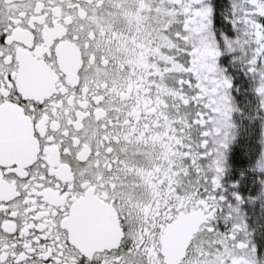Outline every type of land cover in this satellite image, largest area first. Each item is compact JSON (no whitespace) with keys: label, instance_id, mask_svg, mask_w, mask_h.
I'll use <instances>...</instances> for the list:
<instances>
[{"label":"snow or ice","instance_id":"1","mask_svg":"<svg viewBox=\"0 0 264 264\" xmlns=\"http://www.w3.org/2000/svg\"><path fill=\"white\" fill-rule=\"evenodd\" d=\"M244 2L230 34L220 0H0V264H264V179L241 194L223 130L254 94L264 174V0Z\"/></svg>","mask_w":264,"mask_h":264},{"label":"rangeland","instance_id":"2","mask_svg":"<svg viewBox=\"0 0 264 264\" xmlns=\"http://www.w3.org/2000/svg\"><path fill=\"white\" fill-rule=\"evenodd\" d=\"M220 2L222 4L221 23L227 29H229L231 34L232 25L229 24L228 19L232 13V15L236 17V21L239 22L241 19L239 13L245 11V2L244 0H220ZM231 3L233 5V8H231ZM239 30L241 32H244L245 28L240 27ZM233 43L238 44L239 41H235ZM241 47L243 46L241 45ZM230 50H232L231 44L229 45V48L226 49V51H230ZM235 79L237 83L240 80L247 81V77L244 75L243 69H235ZM238 99L240 100L239 106L245 110V115H242L240 112H238L242 116L240 121L241 132L239 133L238 138H239V143L241 144L243 143L242 148L247 163V171L249 173L248 179L252 188V195H253L256 188L258 187L256 181L260 179H264V174L258 173L254 166V160L261 151V144L258 141V134H259L258 122L253 121L251 117L252 114L256 111L259 101L258 98L255 97V95L252 94L251 92H249L246 97H239ZM252 212L254 214V221L257 226V229H259V231L264 237V231L260 230L262 225H264V213L261 212L260 205L257 204L256 208L254 210L252 209Z\"/></svg>","mask_w":264,"mask_h":264},{"label":"flooded vegetation","instance_id":"3","mask_svg":"<svg viewBox=\"0 0 264 264\" xmlns=\"http://www.w3.org/2000/svg\"><path fill=\"white\" fill-rule=\"evenodd\" d=\"M205 9L206 10L203 13V15H204V18H207L208 15H210V13H211V6L206 5ZM221 19H222V17H221ZM210 23H211V21H209V24ZM203 28L207 30L208 34H207V36H205L203 38V40L206 42V44H205L204 51L201 53V55L205 56V57L211 56L214 58L216 55L220 54L219 50L217 48L213 47V45L215 44V38L212 36L211 30H210V28H208L207 25H204ZM203 66H207V65H203ZM215 70H216V67L213 66V71H215ZM229 74L234 77V83H237L236 79H235V69H230ZM229 103H230V106H231L232 110L234 111V113L229 118L228 126L223 129L226 135H230L232 133V126L233 125L237 129H239V133L241 132L240 131V127H241L240 121H241L242 116L240 115V113H238L236 106H235V102L230 101ZM242 144L239 143V138L237 137L236 142L229 146V150L227 153L228 164L232 167L233 173H235L237 169H246L247 170V163H246V159L244 157ZM241 174H243V173H241ZM222 183L224 185V188L226 189V195L229 196V201L232 203H235V201L231 198V195H230V193L234 190L232 188V185L234 183L233 176L226 173L222 179ZM240 191H241V194L244 195L246 199L252 195V188H251V185L249 183V179L242 186ZM247 223H248L250 231L253 233V244L257 247L258 256H260L261 254H264V237L261 234V232L259 231V229H257V226H256L255 221H254V214H253L251 208L247 209ZM224 227H225L224 225H221L222 229Z\"/></svg>","mask_w":264,"mask_h":264},{"label":"trees","instance_id":"4","mask_svg":"<svg viewBox=\"0 0 264 264\" xmlns=\"http://www.w3.org/2000/svg\"><path fill=\"white\" fill-rule=\"evenodd\" d=\"M262 19H264V18H262Z\"/></svg>","mask_w":264,"mask_h":264}]
</instances>
